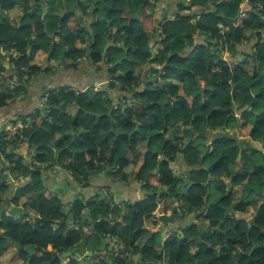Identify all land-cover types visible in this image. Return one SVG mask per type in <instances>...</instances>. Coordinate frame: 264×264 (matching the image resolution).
Instances as JSON below:
<instances>
[{"label":"flooded vegetation","instance_id":"obj_1","mask_svg":"<svg viewBox=\"0 0 264 264\" xmlns=\"http://www.w3.org/2000/svg\"><path fill=\"white\" fill-rule=\"evenodd\" d=\"M77 1L75 4L82 7L78 8L83 14L87 13L91 20L86 26L81 25L73 10L75 29L88 32L96 21L92 5L95 4L96 8L103 0L79 4ZM143 1L150 4L146 6V13L130 15L127 21V24L133 19L141 21L136 20L141 23L138 32L131 34L124 30L120 24L123 18L121 15L104 21L107 29L99 48L97 63L92 59L96 53L94 48L98 35H93L92 30L89 31L92 34L91 40L83 42L76 38L74 41V46L85 50L81 59L75 60L68 56L70 52L65 48L60 53L62 60H58L59 53L55 47L60 29L53 28L57 10L50 9V19L45 17L42 20V15L36 9L46 8V4H42L43 0H21L19 4L23 13L19 21L11 17V9L3 10L0 6V21L1 18H7L17 27L23 23L26 15L39 16L44 23V31L38 34L32 30L31 37L36 41L35 44L45 38L54 47L53 50L49 49V45L47 48L40 44L35 49L30 47L27 51L29 64L21 67L23 74L20 76L17 75L16 61L23 55L15 50L0 49V64L5 69L0 92L11 91L14 96L5 107H0V118L1 115H7L4 116L0 130V186L6 185L5 192L8 193L0 198L6 199L3 206L8 201L10 206H17L21 210L16 218L9 212V208L0 213V237L4 239L0 254L8 249L16 262L27 264L29 254L25 248L34 245L30 262L34 257L42 255L43 251L35 244H27L31 232L38 228L41 216L37 203L29 200L28 194H23L27 184L34 180L33 173L40 172L44 193L47 192L46 181L54 179H60L62 186L66 183L71 189L69 202L64 203L60 198L62 219L50 224L54 228L62 224L67 230L83 231L81 242L86 240V246L81 258L87 264L97 261L117 264L113 262L116 258H124L128 264H171V250L174 248L189 251V261L183 264H264V60L260 58L264 54V27L249 29L250 34L245 30L246 39L233 47L214 39V71L221 76L214 81V120L209 122L208 116L198 118L199 112H188L193 107H185L181 103L183 98L190 104L193 96L172 94L165 89L166 83H178L181 87L182 82L165 77L168 62L160 61L163 49L162 26L177 16H170L171 11L178 9L180 13L179 5L184 0ZM243 1L245 12L242 18H249L250 13H253L263 23L264 2L257 5L258 0ZM170 4L173 9L168 11L167 6ZM154 5L160 12L157 18H153L154 14L149 11V7ZM69 12L68 9L62 13V17ZM164 12H167V16H164ZM114 18L117 22L112 25ZM149 24L150 28L147 27ZM219 28L221 34L227 31L221 24ZM123 30L126 41H114V35H121ZM70 35L72 38L77 37L73 33ZM193 37L196 39L195 49L202 42L197 41L201 40L200 35L195 34ZM139 39H142V45ZM107 44L110 48L105 47ZM51 55H55L56 60ZM113 55H119L120 58H115L113 65H110ZM139 55H147V58L138 60ZM68 58L75 63L73 70H65V60ZM4 59L9 63H4ZM116 61L119 62L114 64ZM126 62L133 66L131 70L123 71L117 67V64L123 67ZM76 64L85 65L84 70L79 72L82 75L80 85L47 86L41 94L43 100L40 99L39 105L12 115V103L18 99L25 100L32 85L39 79H45L42 75L52 81L50 84H56L60 77L70 76L69 71L76 73L79 70ZM34 65L40 67L39 72L32 70ZM112 67L116 68L113 74ZM59 68L63 70L57 71ZM8 71L10 73L7 75ZM225 72L228 75L225 76ZM87 73L90 78L99 79L102 84L98 87H102L101 90L79 92L78 89L85 90L92 84L82 88L83 83L89 79L83 77ZM242 75L247 78L240 80ZM195 79L199 87H205V83L201 84L204 80L199 76ZM61 89L76 94H92L98 107L95 110L82 109L86 124L89 125L93 120L95 125L108 121L109 138L104 137V140L110 147H120L121 155L112 159L111 151H104L98 144L96 156L84 163L85 172L78 175L74 170L77 158L75 152L71 150L73 153L66 162L60 160L61 150L56 147L55 141L54 144L50 142L49 159L43 160L41 147L31 145L30 130L40 128L43 120L53 122L61 109L67 112V116L80 115V107L76 104L77 112L72 114L68 110L72 102L65 101L60 108L47 103ZM197 94L199 96L196 97L205 98L202 91ZM43 104L50 106V109L44 108ZM189 113L191 118L187 121ZM71 127L70 134L74 140L72 138L69 145L74 148L80 144L76 138L80 136L83 127ZM5 128H8L6 134ZM84 132L87 133V130ZM158 137L160 140L155 141ZM21 139L23 141L13 144L14 140ZM170 144L176 148L171 154L168 153ZM140 145L145 148L143 151ZM190 149L196 152H190ZM56 150L60 151L58 170L53 169ZM26 170L31 172L27 177L23 175ZM12 173L17 175V179L11 183V179H5L4 174L13 176ZM174 173L177 175L174 176ZM168 177L173 180L172 184L166 183ZM121 188H128V192L133 191V194L122 197L118 191ZM51 193L62 196L58 190ZM192 197L198 199L197 202H193ZM79 204L82 208L76 215ZM137 216L141 217L142 225L132 229L133 236L128 237L130 224ZM175 228H178V232L174 231ZM45 252L52 253L53 247L47 246ZM62 253L57 256H60L63 264L77 259L76 253L67 258H63ZM154 253L160 256L158 261H154Z\"/></svg>","mask_w":264,"mask_h":264},{"label":"trees","instance_id":"obj_2","mask_svg":"<svg viewBox=\"0 0 264 264\" xmlns=\"http://www.w3.org/2000/svg\"><path fill=\"white\" fill-rule=\"evenodd\" d=\"M21 0H0V6L3 10H10L16 4H19ZM38 1V0H31ZM214 5H216V12H212L209 6L208 0H189L186 2L184 0L180 3V14H178L174 19L165 22L162 26V53L161 62L167 60L168 66H166V78L179 79L182 82V86L170 82L166 83L165 89L170 91L172 94H180L183 96L185 93L188 96H193L191 103L188 104L183 98H181V103L193 107V110H188V112H193L198 114V118H203L208 116V121L213 122L214 120V81H216L221 75L214 71V39L221 41L223 44L234 46L235 44H240L246 39L244 34L245 30H257L263 28V23L260 19L253 13H250L249 18H241V5L243 0H211ZM264 0H258L257 5H260ZM150 5L149 2L146 4L143 0H103L99 2L95 8V19H98L99 25H104V21L107 18H112L117 15H121L120 24L129 33L133 34L136 32V27L138 22L133 19L130 24H127L129 16H138L145 11L146 6ZM129 9V12H127ZM70 10V9H69ZM71 12L64 14L62 13L54 17L53 28L60 29L58 34V43L56 44L55 50H58L60 55L63 49H68V56L74 59H81L84 56L85 50L79 49L74 46V41L78 37H71L72 29L74 26V14ZM221 14L225 17H221ZM115 18L112 21V25H115L117 20ZM240 20L241 23L235 26V22ZM60 27H58V23ZM125 23V24H124ZM124 24V25H123ZM219 24L222 25L223 29H227L224 34L220 33L221 28ZM44 23L39 16L26 15L23 23L17 27L14 23L9 21V19L1 18L0 21V49L4 48L6 50H15L16 52L23 55L18 61H16L17 75L23 74L21 67L28 65L29 57L27 56V51L30 47L36 48L35 40L31 37V32L34 30L38 34H42L44 31ZM151 27V24L147 26ZM107 29V25L105 30ZM195 34L200 35L204 39V43H198L194 49L196 39L193 37ZM95 43L96 53L93 56L92 61L97 63L99 60V48L102 45L100 35L97 36ZM48 43V42H47ZM47 45H40L43 48H47ZM192 51H187L192 49ZM188 54L186 56H180L181 54ZM263 52V50H262ZM147 55L141 57L138 56V60H145ZM264 60L263 56H260ZM192 59V60H191ZM189 62L187 64L186 62ZM221 62V61H220ZM219 62V63H220ZM144 63V61H141ZM222 63V62H221ZM224 69V68H223ZM4 67L0 64V84L2 73L4 72ZM32 70L35 72L40 71V67L37 65L32 66ZM185 71V74L180 76L174 75L172 72L175 71ZM183 71V72H184ZM226 71V70H225ZM236 73V72H235ZM230 74V73H229ZM224 75H228L227 72ZM199 76L202 80L207 83L205 87H199L196 82L195 77ZM247 78L246 75H242L240 80ZM226 79V78H225ZM238 76H235V81L237 82ZM202 91L204 93V99H200L197 93ZM196 97V98H195ZM14 98L13 92H0V107H5L7 103ZM66 101V103H75L80 107L79 116L71 117L67 116V112L61 109V113L58 118H55L53 122H48L43 120V125L40 128H32L30 130V142L31 145H38L43 150V160L49 159L48 151L49 145H51V140L57 139L56 147L61 150L60 160L66 162L68 158L72 155L74 151L77 156L74 170L78 175H82L85 172L83 168L84 163L91 161L97 154L96 145L102 146L104 151L110 150L112 153V159L121 155L120 147H110L108 142L104 140V137H108L110 123L108 121H102L101 125H95V120H93L89 125L86 124V116H84V110L89 109L95 110L98 105L94 102L92 94H76L74 91H65L61 89L57 95L51 96L48 100V104L56 105L60 108V103ZM178 106V105H177ZM196 109V110H195ZM187 121L191 118L189 113L187 116ZM71 126L75 128H82L80 136L76 139L80 144L74 148L70 147V140L65 134ZM87 130V133L84 132ZM26 135V134H25ZM58 135V137H57ZM73 136V135H69ZM109 138V137H108ZM160 137L156 138L155 141H159ZM23 141L14 140L13 144ZM84 141V142H83ZM99 141V143H98ZM88 144L87 147L85 145ZM85 148L87 150L85 151ZM168 151L169 154L174 153L176 148L171 147ZM190 152H196L194 149H190ZM192 163V162H190ZM147 166V165H146ZM31 172L26 170L23 175L27 177ZM40 172H34V180L27 184V188L23 194H28L29 200L37 203V208L41 216V221L38 228L31 232L27 244H35L42 252L40 257H34L30 264H63L60 256L62 252L75 247L80 244L83 238V231L80 230H67L65 225L60 224L59 228H54L50 224L52 221H59L63 217L62 201L59 196H46L43 192V185L41 183ZM169 180L166 182L172 184L173 180L168 177ZM198 199L192 197L193 202H197ZM81 204L76 208V215L81 211ZM54 223V222H53ZM3 225V224H1ZM141 217H135L131 224L128 237H132V229H136L141 226ZM132 239V238H131ZM133 240V239H132ZM4 245V239L0 237V249ZM51 245L53 247V252H45L47 246ZM128 245V243H127ZM171 250V249H170ZM55 256V257H53ZM189 251L186 249H172L171 250V264H183L188 260ZM154 261H158L160 256L157 253L153 255ZM86 260L79 261L77 259H71L68 264H86ZM117 264H128V262L123 258H116L113 260ZM92 264H104L103 261L94 262Z\"/></svg>","mask_w":264,"mask_h":264},{"label":"rangeland","instance_id":"obj_3","mask_svg":"<svg viewBox=\"0 0 264 264\" xmlns=\"http://www.w3.org/2000/svg\"><path fill=\"white\" fill-rule=\"evenodd\" d=\"M46 1H48V0H43V2H42V4H46V8H37L36 9V12H38L39 13V15H42V20L43 19H45V17L47 18V20H49L50 19V15L48 16V14H50V9H52V11H56L57 13H59V14H61V13H64V12H66L68 9H70V10H74L75 11V16H77L78 18H79V20H80V22H81V25H84V26H86L87 25V23L88 22H90V16L89 15H87V13L86 14H83L82 12H81V10L79 9V8H82V7H79V5H77V4H75V2L77 1V0H49L47 3H45ZM89 1H93V0H78L77 1V3L79 4V2H89ZM175 1H179V0H175ZM244 3V1L242 2V4ZM77 5V6H76ZM21 4H17L16 6H14L13 8H11V10L9 11V14L11 15V17H13V18H15L17 21H19L20 20V18H21V14L23 13L22 12V10H21ZM156 5H154V6H150L149 7V11L150 12H152V14H154L152 17L154 18H157V17H159V15H160V12L158 11V7L156 6ZM79 7V8H78ZM245 12V9H244V11H243V13ZM52 13H54V12H52ZM51 13V14H52ZM138 18V17H137ZM108 20H110V18H107L106 19V21H108ZM137 20V19H136ZM145 20V19H144ZM241 20V19H240ZM240 20H237L236 22H235V26H238L240 23H241V21ZM138 22H141V21H139V20H137ZM98 19H96V21H94V23L92 24V26L88 29V32L87 31H82V30H76L75 29V27L72 29V33L74 34V35H76L79 39H81V40H83V42H85V41H87L88 39H90L91 40V32H89L90 30H92V32H93V35L94 34H96V35H100V38H101V41L103 42V38H104V32H105V28H106V25L104 24V25H99L98 23ZM59 23H60V21H59ZM105 23V22H104ZM120 27H118V29H119ZM139 29L141 30V23L139 24L138 23V25H137V27H136V32H138L139 31ZM248 34H250V31H249V29H248ZM89 33V34H88ZM125 35H126V33H125V31L123 30V32H122V34L121 35H114V41H115V39H116V41L117 42H120L121 40H123L122 41V43H124V41H126V37H125ZM144 35V34H143ZM87 37V38H86ZM117 37V38H116ZM136 37V36H135ZM49 38V37H48ZM139 38V37H138ZM49 41V40H48ZM198 42H204V39L201 37V40L200 39H198L197 40ZM39 42V41H38ZM36 43V44H40V45H42V46H44V45H47L48 43H47V40H45V38H42V40H41V42L40 43ZM139 42H140V44L142 45V39H139ZM251 42H253L252 40H251ZM51 43L52 42H50V45H51ZM49 45V49L50 50H53V45L52 46H50ZM79 46H81V45H79ZM45 47V46H44ZM82 47V46H81ZM105 47H109V45L107 44ZM110 48V47H109ZM108 48V49H109ZM245 49H246V51H248V49L245 47ZM112 51H114V49H112ZM225 54H227L228 55V52H226ZM52 56V58L54 59L55 58V55H51ZM58 56V55H57ZM224 56V55H223ZM115 58H120V56L119 55H113L112 56V59H111V61L109 62V63H111L110 65H113L112 64V62H113V60L115 59ZM0 60H1V58H0ZM54 60H56V58L54 59ZM59 61L60 60H62V58H61V56L59 55V59H58ZM76 60V59H75ZM192 60V59H191ZM66 61V64H65V70H67V67L68 66H70L71 64H73L72 63V60L70 59V58H68V59H66L65 60ZM120 61V60H119ZM119 61H116L114 64H116V63H118ZM3 62L4 63H6V64H8L9 63V61H7V59H4L3 60ZM78 63V62H77ZM187 64H189V62L187 61L186 62ZM68 64V65H67ZM76 66H77V64H76ZM71 67H75V63L71 66ZM117 67H120L123 71H127V70H131L132 68H133V66L131 65V64H129L128 62H126V63H124L123 64V67H122V65L121 64H117ZM96 68H98L97 66H96ZM113 68V67H112ZM100 69V68H99ZM52 71V70H51ZM115 71H116V68H113L112 69V74L113 73H115ZM184 71V70H183ZM183 71H175V72H172L174 75H176V76H180V78L182 77V75H184L185 74V71L183 72ZM10 73V71H8L6 74L8 75ZM135 74H137V73H135ZM118 81H119V79H118ZM7 83V82H6ZM205 83V81H202L201 82V84L203 85ZM178 86H180L178 83H176ZM207 83H205V85H206ZM6 85V84H5ZM208 85V84H207ZM104 87V86H103ZM90 89V92H94L93 90L94 89H99V90H101L102 89V87H95V86H89L88 87V90ZM148 89H151V87L150 88H148ZM44 106H46V104H43V107ZM72 128V127H71ZM69 129V131H66L65 132V134H68V135H66L67 136V138L68 139H72L73 138V140H74V136H69L70 135V133H72V129ZM7 131H8V128H5V130H4V134H6L7 133ZM57 137H58V135H57ZM59 138V137H58ZM58 138L56 139V141L58 140ZM72 140V141H73ZM72 141H70V142H72ZM75 143H77V141H75ZM122 147V149L124 148L123 147V145L121 146ZM140 149L143 151L145 148L144 147H142L141 145H140ZM171 167V166H170ZM172 169V168H171ZM10 172V171H9ZM155 172V171H154ZM177 173V172H176ZM176 173H174V176H176L177 174ZM13 174V176H11V175H9V174H4V177H5V179H11V183L12 182H14L16 179H17V175H14V173H12ZM3 175V174H2ZM6 189H7V186L6 185H4V184H1V186H0V196H7L8 195V193L7 192H5L6 191ZM5 194V195H4ZM59 197H60V195H58ZM81 196L83 197V194H81ZM61 198V197H60ZM79 261H84V259H81V260H79ZM86 264H87V262H86Z\"/></svg>","mask_w":264,"mask_h":264},{"label":"crops","instance_id":"obj_4","mask_svg":"<svg viewBox=\"0 0 264 264\" xmlns=\"http://www.w3.org/2000/svg\"><path fill=\"white\" fill-rule=\"evenodd\" d=\"M68 65V64H67ZM73 64H71L70 66L67 67V70H73V67H71ZM78 65V64H77ZM79 68V70H76V73H74L73 71H69L68 74L70 76H68L67 78H59L58 79V83L56 84H50L52 81H50L49 79L46 80V77L42 75V77H44L45 79H39L37 82H35L31 89H30V94L27 96V98L25 100H21L18 99L15 101V103H12V106L10 108L12 115L21 112V111H26L29 110L30 108H34L35 106L39 105L40 103V97L41 94L44 92V90L46 89V87H56V86H63L64 84L67 85L68 87H76L77 85H80V80H81V74L79 72H82L85 68V65H81L79 64L77 66ZM72 76V77H71ZM69 83V84H68ZM90 83H92L91 85L95 86L96 88L98 86H100L102 83L99 81V79L94 80V78H89L86 80V82L83 83L82 88H85V86L90 85ZM43 100V99H41ZM45 100V99H44ZM70 112L72 114H74L75 112H77L78 108L75 105V103H71L69 106ZM4 116L7 117V115H1L0 118V130H1V126H2V122L4 121ZM66 183H64V186H62L60 179H54V180H48L46 181V188H47V192L45 193L46 196H53V194L51 193V191H56L58 190V192H60L62 194V196L60 195V197L64 200V203L69 202L72 193L69 192V190H71L69 188L68 185H66ZM62 187V188H60ZM118 191L120 192L121 196H127L133 194V191H129L128 192V188L125 189H118ZM71 194V195H70ZM4 200H6L5 198H3ZM8 249H5L1 254H0V264H20L19 262H16V260L11 257V255L8 252ZM4 257H7L6 261L3 259Z\"/></svg>","mask_w":264,"mask_h":264},{"label":"water","instance_id":"obj_5","mask_svg":"<svg viewBox=\"0 0 264 264\" xmlns=\"http://www.w3.org/2000/svg\"><path fill=\"white\" fill-rule=\"evenodd\" d=\"M208 3H209V6L211 7L212 12H216V5H214L211 0H208ZM94 9H95V4L92 5V11ZM167 9H168V11H170L171 9H173L172 4L168 5L167 6ZM178 14H180L178 9L173 10V11H171L169 13L170 16H172V15H178ZM164 16H167V12H164ZM221 17H225V15L221 14ZM263 23H264V21H263ZM87 49L90 52V45H88ZM61 70H63V69L62 68H59V70H57V71H61ZM94 71H96V69ZM83 77L84 78H88V77L90 78V74L87 73V74L83 75ZM78 90H79V92H81V91H87L88 90V87L85 90H81V89H78ZM64 104H65V101H62L60 103V107L63 106ZM44 108L50 109V106H44ZM55 141L56 140H52L51 143L54 144ZM56 153H57V155H56V164H55V167L53 168L54 170H58V168L60 167V164H59V161H58L60 151L59 150H56ZM4 201L5 200L3 198L2 199L0 198V213H1V211L3 209L4 210H7L9 208V212L12 214V216H14L16 218L17 217V213L21 211L20 208L17 207V206H10V203L8 201L3 206V202ZM171 222H173V221H171ZM174 231L175 232H178V228H175ZM101 241H102V247H103V245H104V238L103 237L101 238ZM16 246L19 247V248H21V245L18 244V243H16ZM85 246H86V240H83L79 245H77V246H75V247H73V248H71V249L63 252L62 253V257L63 258H67V257L72 256L74 253H76L77 260H81L82 259L81 256L85 253ZM25 251L29 254V259L26 262L27 264H29L31 257L34 254V245H30V246L26 247L25 248Z\"/></svg>","mask_w":264,"mask_h":264},{"label":"built area","instance_id":"obj_6","mask_svg":"<svg viewBox=\"0 0 264 264\" xmlns=\"http://www.w3.org/2000/svg\"><path fill=\"white\" fill-rule=\"evenodd\" d=\"M242 5H243V7H241V12H240V17H239V19H241V18L244 16L243 11H244V5H245V2H244Z\"/></svg>","mask_w":264,"mask_h":264},{"label":"clouds","instance_id":"obj_7","mask_svg":"<svg viewBox=\"0 0 264 264\" xmlns=\"http://www.w3.org/2000/svg\"><path fill=\"white\" fill-rule=\"evenodd\" d=\"M241 7H243V5H241ZM3 259L6 261L7 257H4Z\"/></svg>","mask_w":264,"mask_h":264}]
</instances>
